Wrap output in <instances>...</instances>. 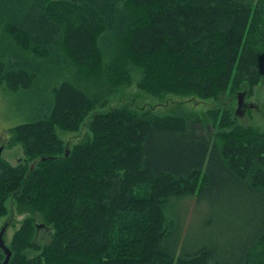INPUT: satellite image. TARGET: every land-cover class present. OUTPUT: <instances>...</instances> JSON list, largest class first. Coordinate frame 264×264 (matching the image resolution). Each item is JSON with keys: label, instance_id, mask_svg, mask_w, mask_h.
<instances>
[{"label": "trees", "instance_id": "1", "mask_svg": "<svg viewBox=\"0 0 264 264\" xmlns=\"http://www.w3.org/2000/svg\"><path fill=\"white\" fill-rule=\"evenodd\" d=\"M252 4L0 0V27L23 49L0 50V85L35 93L45 69L73 67L51 104L31 109L40 116L9 129L24 161L11 166L0 157V218L9 200L26 215L7 244L8 264H264V133L234 123L215 133L190 118L158 125L126 108L94 112L129 81L130 67L151 94L218 99L241 82L254 91L264 79V15ZM88 120L92 141L64 151L55 128L77 131ZM252 138L262 143L240 154H262L263 164L247 181L241 156L226 163L225 152ZM192 196L210 199L231 222L216 239L180 249L167 205ZM37 220L48 229L46 244Z\"/></svg>", "mask_w": 264, "mask_h": 264}, {"label": "rangeland", "instance_id": "2", "mask_svg": "<svg viewBox=\"0 0 264 264\" xmlns=\"http://www.w3.org/2000/svg\"><path fill=\"white\" fill-rule=\"evenodd\" d=\"M256 3L260 5V9H257V11L259 14L264 15V2L262 0H253L252 5L255 6ZM9 48L15 49V51L23 50L20 41L13 40L10 35L6 36L2 27H0V50ZM41 64L45 66V60H41ZM72 68L71 65L66 64L59 68L50 66L45 69L44 79L41 80L39 77L36 80L35 84H38L39 91L35 93H32V91L28 93L13 92L7 84L2 83L0 85V145L3 146L0 157L5 162L15 166L24 161L21 146L19 144L9 145L11 138L9 129L18 124L32 121L36 116H40L42 114L40 111L34 114L31 109L36 106H40L42 109L47 108L53 100V88L59 87L64 80L72 77ZM141 78V72L135 67H130L129 81L120 86L110 96L107 104L103 107H96L94 112L107 114L111 107L121 108V110L126 108L138 113V115L146 113L147 116L159 120L158 125L165 124L166 121L164 119L166 118H168L169 124L174 120L182 121L190 118L204 121L215 133L228 131L226 128L227 123H234L244 128H252L258 130L260 134L264 133V79L260 86L258 85L254 88V91L250 90L246 82H241L238 89L228 90L218 99H203L198 96H182L170 92L164 94L147 93L140 87ZM243 92L246 93L242 97L243 105L236 114L237 95ZM88 125L89 120L85 121L77 131L70 132L55 128L56 136L65 144L64 151L67 149L73 150L77 146H84L92 141L93 133ZM232 132L233 134L237 133L238 129H233ZM260 143H262V140L256 138L248 141H237L232 148L230 147L225 152L226 163H230L233 159L241 156L243 160L241 171L247 181H253L258 162L263 164L262 154L247 153L242 155L239 148L241 146L255 148V145L258 146ZM229 154L232 156L231 160L227 158ZM199 199L200 201L198 202ZM199 199L197 196L186 197L181 200H171L167 205L169 213H166L167 218L168 216L170 218L172 210V215L175 217L172 224L173 245L178 244L180 249L189 245H199L201 244L199 241L203 239L211 241L216 239L220 230L231 222L229 219L223 221L222 210L212 206L210 199L206 197H199ZM6 206L8 214L0 218V231L2 227L6 226L3 238L7 246L26 214L15 212L11 200L7 201ZM177 208H185L186 214L183 210ZM209 221L211 225L207 226ZM36 224H40V222L37 220L34 225ZM125 231L126 229H123L122 232ZM46 232L41 229L37 235L41 244L49 242V233L47 234ZM228 235L230 239L236 237L235 227H230ZM174 251L177 254L179 251L178 247L174 248ZM28 255L32 256L33 253L28 252Z\"/></svg>", "mask_w": 264, "mask_h": 264}, {"label": "water", "instance_id": "3", "mask_svg": "<svg viewBox=\"0 0 264 264\" xmlns=\"http://www.w3.org/2000/svg\"><path fill=\"white\" fill-rule=\"evenodd\" d=\"M244 96V93H239L237 95V111H236V114L238 113V111H240L239 109L242 107L243 105V102H242V97ZM242 110V109H241ZM3 150V146L0 145V155H1V151ZM68 155V152L66 151L65 153V156ZM48 158H45V157H42L41 158V161H45L47 160ZM35 162H33L30 166H29V169L30 170H33L34 167H35ZM5 229H6V226L2 227L1 231H0V249L3 251L4 253V260L2 261L1 264H8L9 262V259L11 257V251L10 249L6 246L5 242H4V238H3V234L5 232ZM36 229H44V225L43 224H40V225H37L36 226ZM45 231H48V229H45Z\"/></svg>", "mask_w": 264, "mask_h": 264}]
</instances>
